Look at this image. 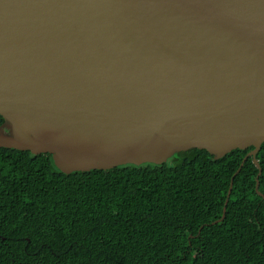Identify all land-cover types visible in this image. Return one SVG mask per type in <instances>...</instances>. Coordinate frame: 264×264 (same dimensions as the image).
<instances>
[{
    "label": "water",
    "instance_id": "water-1",
    "mask_svg": "<svg viewBox=\"0 0 264 264\" xmlns=\"http://www.w3.org/2000/svg\"><path fill=\"white\" fill-rule=\"evenodd\" d=\"M0 148L68 175L264 144V0H0Z\"/></svg>",
    "mask_w": 264,
    "mask_h": 264
},
{
    "label": "trees",
    "instance_id": "trees-1",
    "mask_svg": "<svg viewBox=\"0 0 264 264\" xmlns=\"http://www.w3.org/2000/svg\"><path fill=\"white\" fill-rule=\"evenodd\" d=\"M4 120L0 116V127ZM66 175L0 148V264H264V144Z\"/></svg>",
    "mask_w": 264,
    "mask_h": 264
}]
</instances>
